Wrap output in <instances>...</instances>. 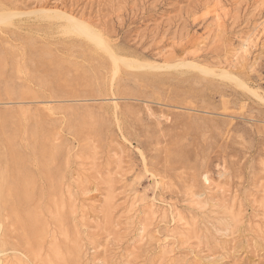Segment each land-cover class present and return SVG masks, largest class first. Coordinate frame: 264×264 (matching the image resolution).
<instances>
[{
    "label": "rangeland",
    "instance_id": "obj_1",
    "mask_svg": "<svg viewBox=\"0 0 264 264\" xmlns=\"http://www.w3.org/2000/svg\"><path fill=\"white\" fill-rule=\"evenodd\" d=\"M0 187V264H264V0H0Z\"/></svg>",
    "mask_w": 264,
    "mask_h": 264
},
{
    "label": "bare ground",
    "instance_id": "obj_2",
    "mask_svg": "<svg viewBox=\"0 0 264 264\" xmlns=\"http://www.w3.org/2000/svg\"><path fill=\"white\" fill-rule=\"evenodd\" d=\"M61 12V11H60ZM44 13V12H43ZM46 14V13H45ZM60 14H62L63 16H64V18H66L67 19V21H68V23H69V25L70 26H68L69 27V29L71 30V31H74V32H76V34L78 33V34H81V35H84L85 37H87V39H89V42H91V43H94L95 44V46L97 47H99V48H101V49H103V51H105V54H108V56H109V58L112 60V62L115 64H113L114 66H118L119 64H122L123 66L125 65V66H128V67H130L131 65H133V64H137L138 66H139V68H140V66H144V65H146L145 67H147V66H150L151 65V63H148V62H146L145 64H144V62L143 63H141V62H135V60L134 61H132L131 59H129V58H127V57H125V56H119V55H117L111 48H110V46H109V44H108V42H107V40L106 39H104L97 31H95L94 29H92L91 28V26L89 25V24H87V23H85V22H83L82 20H77L73 15H71V14H67V13H65V12H62V13H60ZM43 15V14H42ZM59 15V14H58ZM47 16V15H46ZM48 17V16H47ZM47 17H46V19H47ZM54 17H57V16H54ZM60 17V16H59ZM58 18V17H57ZM63 18V17H62ZM65 28V27H64ZM45 29V28H44ZM62 29V28H61ZM247 40V39H246ZM244 43H245V41H244ZM246 44V43H245ZM38 45V44H37ZM242 45H243V43H242ZM241 48H243V46L241 47ZM246 49V48H245ZM241 51H243V50H241ZM245 53H246V51H245ZM49 57V56H48ZM82 60V59H81ZM140 61V60H139ZM78 62V61H77ZM138 66H136V67H138ZM84 67V66H83ZM89 69V68H88ZM120 71V70H119ZM229 71V70H228ZM221 72L223 73V74H229L230 75V73H228L227 71H225V70H222L221 69ZM115 77V76H114ZM123 77V76H122ZM0 193H1V187H0ZM55 252H56V250H55Z\"/></svg>",
    "mask_w": 264,
    "mask_h": 264
}]
</instances>
